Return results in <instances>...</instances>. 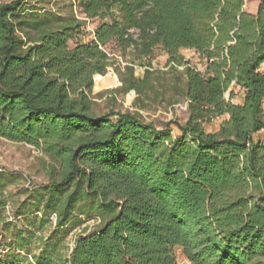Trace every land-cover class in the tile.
<instances>
[{
    "label": "trees",
    "instance_id": "16d2710c",
    "mask_svg": "<svg viewBox=\"0 0 264 264\" xmlns=\"http://www.w3.org/2000/svg\"><path fill=\"white\" fill-rule=\"evenodd\" d=\"M68 1L62 15L0 1V137L47 157L48 182L28 204L40 211L33 224L55 218L48 237L36 236L38 252L34 230L0 242V264H177L176 250L190 264H264V142L255 138L264 128V0L255 13L244 0ZM156 48L165 71L151 66ZM114 50L132 61L120 66ZM108 71L114 102L173 89L186 120L157 126L139 111L97 113L93 86ZM235 86L241 103L225 98ZM92 216L98 224L68 248L62 229Z\"/></svg>",
    "mask_w": 264,
    "mask_h": 264
},
{
    "label": "rangeland",
    "instance_id": "374dc122",
    "mask_svg": "<svg viewBox=\"0 0 264 264\" xmlns=\"http://www.w3.org/2000/svg\"><path fill=\"white\" fill-rule=\"evenodd\" d=\"M9 1V0H0ZM25 7H31L36 11L42 12L44 10H51L56 14H68L70 7L68 0H25ZM260 0H244V10L249 13L257 11ZM95 22H90L86 27L87 34L82 37L83 40L90 38V29L93 28ZM113 51V50H112ZM180 53L185 59L189 60L197 69L203 70L204 60L192 49H181ZM116 62L120 66L129 64L132 61V54L126 52L120 54L119 51L111 53ZM151 66L155 70H167V55L160 48H156L153 57L150 59ZM135 74H142L144 68L135 62ZM181 69V67H180ZM260 70L264 72V63L260 66ZM107 74V75H106ZM104 77L98 79L96 89L92 93L102 92L101 95H94L95 102L94 109L97 113H103L109 108L120 110L139 111L141 115L148 121L153 122L157 126H162L168 120H177L179 123H184L187 118L186 101L180 98L173 89L167 91L163 95L150 97V101L135 102V92L129 91L126 94H118L116 101L110 98L112 88L117 85V77L113 71H108ZM115 77V83L110 76ZM113 84V85H112ZM112 85V86H111ZM160 92H163L158 88ZM233 94L230 95L228 90L225 93V98L230 99L234 103H241L243 98V91L235 86ZM264 105V101H263ZM227 118V115L216 117L211 122L205 124L206 131H215L218 129L219 123ZM173 135H178L180 132L174 124H171ZM255 138L264 142V128L255 133ZM48 159L40 151L33 146L14 142L0 137V200L4 201L5 205L0 208V214L4 221L14 220L10 226H6L0 220V242L13 244L16 231L34 230V234L30 239V248L33 252H38L41 244L36 236L42 235L44 238L51 234L54 228V216H50L48 221L43 224L34 223L33 220L40 211H36V207L32 206V200L36 199V190L47 184L49 175L47 167ZM2 185V186H1ZM24 202L26 207L24 215H17V211L22 208L21 203ZM31 203L32 205L30 206ZM92 216L90 218L84 217V221L79 225L70 224L68 227L62 229L65 233L64 244L70 248L73 245L75 237L89 229H92L98 224V220ZM14 224V225H13ZM177 264H190L180 250H176Z\"/></svg>",
    "mask_w": 264,
    "mask_h": 264
}]
</instances>
